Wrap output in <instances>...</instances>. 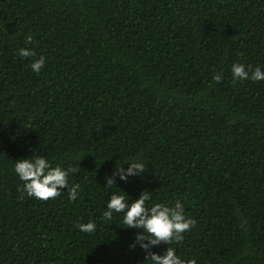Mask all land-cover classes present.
I'll use <instances>...</instances> for the list:
<instances>
[{"label":"trees","instance_id":"16d2710c","mask_svg":"<svg viewBox=\"0 0 264 264\" xmlns=\"http://www.w3.org/2000/svg\"><path fill=\"white\" fill-rule=\"evenodd\" d=\"M233 64L264 69V0H0V264H145L141 230L102 218L119 189L196 221L152 251L264 264V81ZM35 156L71 169L76 200L27 196L14 163Z\"/></svg>","mask_w":264,"mask_h":264},{"label":"clouds","instance_id":"9594fccd","mask_svg":"<svg viewBox=\"0 0 264 264\" xmlns=\"http://www.w3.org/2000/svg\"><path fill=\"white\" fill-rule=\"evenodd\" d=\"M32 35L25 37V42L30 44ZM17 55L22 58L35 57L33 49L22 47ZM46 57L40 55L33 59L29 65L30 69L39 74L45 66ZM233 82H240L251 79L252 81H264V69L260 66L252 68L242 64H233L231 67ZM223 78L222 73L214 74L213 80L219 83ZM30 157V156H29ZM19 158L14 163V170L23 184V191L29 197L47 201L60 195L63 189H67L70 200H76L79 194V185L69 187L68 175L71 169L61 166L52 167L49 160L44 156L32 158ZM125 169L117 168L110 176L105 178V189L114 187L117 177L127 180L130 176L141 175L145 171L144 163L139 159L131 160ZM118 188V187H116ZM119 189V188H118ZM127 192L119 189L113 192L106 201V207L102 212L105 221L113 219L114 213L121 214V219L126 227L140 229L132 247L137 245L145 251V264H196L194 259L184 260L176 252L175 247L168 246L161 253L152 251V248L161 243L173 244L183 240L186 231L190 230L196 223L192 218L185 215L183 203L179 200L169 206L163 203L151 204L152 192L145 189L138 198L132 199ZM77 227L85 233H92L96 230L93 221L79 223Z\"/></svg>","mask_w":264,"mask_h":264}]
</instances>
